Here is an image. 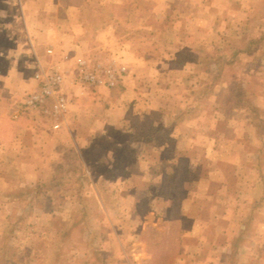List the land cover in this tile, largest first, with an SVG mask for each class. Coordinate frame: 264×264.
Returning <instances> with one entry per match:
<instances>
[{
    "label": "rangeland",
    "instance_id": "1",
    "mask_svg": "<svg viewBox=\"0 0 264 264\" xmlns=\"http://www.w3.org/2000/svg\"><path fill=\"white\" fill-rule=\"evenodd\" d=\"M75 1L90 35L131 30L109 55L137 95L81 120L94 144L107 141L101 162L72 151L53 179L48 169L23 187L0 159V264H264V0ZM1 2L16 12L15 0ZM9 110L0 128L27 120L30 146L54 140L51 119ZM149 128L163 134L155 146ZM24 161L25 176L49 167Z\"/></svg>",
    "mask_w": 264,
    "mask_h": 264
},
{
    "label": "crops",
    "instance_id": "2",
    "mask_svg": "<svg viewBox=\"0 0 264 264\" xmlns=\"http://www.w3.org/2000/svg\"><path fill=\"white\" fill-rule=\"evenodd\" d=\"M23 1L25 0H15L17 9L12 15L8 12L9 7H4L8 5L0 3L4 7V13L0 14V109L9 108V114L13 115L27 96L38 91L36 75L54 72L64 76L63 90L72 102L67 122L62 125L59 133L54 134V140H49L47 146L38 136L35 139V148L30 146L31 142H28L25 136H32L36 130L27 120L12 124L2 122L4 126L0 128V145L5 152L4 155L1 154L0 159L7 161L6 167L10 169L9 179L18 181L23 187H33L38 186L48 169L53 179L60 167L69 163L66 156L68 153L73 151L80 154L94 145L95 139L99 138L96 136L97 130L84 128L82 124L80 126L81 120L92 125L93 122L107 118L108 111L120 106L128 95H137V90L132 87L133 77L127 75L126 67L123 68L126 69L127 76L110 90L104 87L87 88L78 75V64L81 61H88L90 65H106L114 60L122 67L116 56L111 57L109 52L114 53V45L121 40L130 44L133 39L129 28H126L119 38L116 36V28L111 24L92 30L90 35L82 18V4L75 0H65L64 3L69 2L61 8L55 0H39L37 3L33 0H26V3ZM119 50L122 51L121 48ZM50 51L52 55H48ZM132 63L130 60L129 67L133 66ZM23 115L26 114L20 116ZM107 127L101 130L98 126V131L103 133ZM75 134H84V142L77 139ZM14 148L17 152L12 157V153L8 154L7 151ZM44 149H48L51 154L46 156ZM26 154L31 156L26 158ZM28 158L35 164L43 163L49 167L37 168L25 176L26 174L15 166L23 165L26 163L24 159ZM88 175H91L90 172ZM54 189L57 190V186H54Z\"/></svg>",
    "mask_w": 264,
    "mask_h": 264
},
{
    "label": "built area",
    "instance_id": "3",
    "mask_svg": "<svg viewBox=\"0 0 264 264\" xmlns=\"http://www.w3.org/2000/svg\"><path fill=\"white\" fill-rule=\"evenodd\" d=\"M52 55V52H48ZM126 71L111 60L106 65H90L88 61H81L78 64V75L84 86L91 89L104 87L113 89L118 84L121 76ZM39 83L38 91L27 96L24 102L13 114V119L17 120L21 114L37 113L44 118L53 121L52 130L59 132L62 125L66 123V118L71 107V100L63 90L64 76L59 72L53 74H37L35 77Z\"/></svg>",
    "mask_w": 264,
    "mask_h": 264
},
{
    "label": "trees",
    "instance_id": "4",
    "mask_svg": "<svg viewBox=\"0 0 264 264\" xmlns=\"http://www.w3.org/2000/svg\"><path fill=\"white\" fill-rule=\"evenodd\" d=\"M263 37H264V35H263ZM250 44H252V43H250ZM241 52H243V50H236L235 55L237 53H241ZM244 53L245 54H248L249 56L250 55L252 56V55H254L253 54L254 53V50H252L251 48H249L248 50H245ZM219 63L220 62H218V63L216 62V65L219 68H221L223 65L225 66V64L223 62H221L220 64ZM261 123L262 122L260 121V125H261ZM144 135H145V138H144L145 139V143L147 145H151V146H155V144H157L158 141L163 137V134L161 132H159L155 128L146 129L144 131ZM106 145H107V141H105L104 139L98 140V143L97 144H94V145H92L89 148L90 150L87 149L89 151V155H87V156H89V158L92 157L93 159L99 160L98 162H101V157H102L101 149H104ZM76 225H77V223H75V224L73 223L71 225V227H69L64 233H62V236L61 237L64 238V236L65 237L68 236L70 234V232L72 231V228L74 226H76ZM15 229H16L15 227L11 229L10 235H12L14 233ZM97 257H98V255H97Z\"/></svg>",
    "mask_w": 264,
    "mask_h": 264
}]
</instances>
